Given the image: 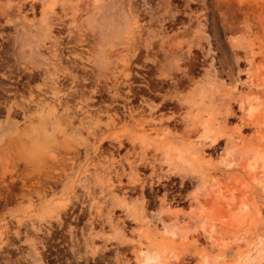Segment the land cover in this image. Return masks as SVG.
Here are the masks:
<instances>
[{
	"label": "rangeland",
	"instance_id": "rangeland-1",
	"mask_svg": "<svg viewBox=\"0 0 264 264\" xmlns=\"http://www.w3.org/2000/svg\"><path fill=\"white\" fill-rule=\"evenodd\" d=\"M0 79V264H264V0H0Z\"/></svg>",
	"mask_w": 264,
	"mask_h": 264
},
{
	"label": "bare ground",
	"instance_id": "bare-ground-1",
	"mask_svg": "<svg viewBox=\"0 0 264 264\" xmlns=\"http://www.w3.org/2000/svg\"><path fill=\"white\" fill-rule=\"evenodd\" d=\"M62 39V38H61ZM61 42V41H60ZM62 43V42H61ZM60 43V44H61ZM53 45V44H52ZM51 45V46H52ZM63 45V44H62ZM56 46V45H55ZM53 47V46H52ZM58 47V46H57ZM62 48V47H61ZM58 49V48H57ZM60 49V48H59ZM59 49H58V51H59ZM52 51V50H51ZM54 55V54H53ZM26 56V55H25ZM18 57H20L19 59L21 60L22 58H21V56H18ZM24 58H26V57H24ZM53 59H54V61H52V66H50V68H45L44 70H43V72H41V73H39V74H35V69H33V68H35V67H33V66H30V67H33L32 69H30L27 65H26V68H28V69H30L29 71H30V75L29 74H27V76H28V78H29V80H35L36 81V77L37 76H40L41 74L43 75H45V77H44V80L46 81V86L49 88L48 90L50 91V104H49V106H50V110H49V113L50 114H48V118H47V121H46V123L44 124V127H46L47 128V130L48 131H50V133H49V135H47L45 138H44V142L47 144V147H48V152H47V157H48V168H46V170H47V173H46V179L48 180V182H49V184L51 185V188H53V187H55V186H58V185H60V186H62L63 184H64V182H65V174H64V160H66L65 159V157H66V149H65V146H64V136H65V134H66V131L68 130V129H71V130H73V127H74V125H73V121H72V116L70 115V114H73V113H69L68 112V101H69V104H70V102L71 103H73V101H74V97L72 98V94H71V96L69 97L70 99L72 98L73 99V101H72V99L71 100H68L69 98H67V78H68V75L66 74V72H65V68H64V66H63V62L65 61L64 59H63V57L62 56H60V55H56L55 57H52ZM11 59V58H10ZM13 60V59H12ZM12 60H10V61H12ZM15 61V60H14ZM26 61V60H25ZM36 61V60H35ZM41 61V60H40ZM7 62V61H6ZM27 62V61H26ZM34 62V61H33ZM38 62V61H37ZM74 62V61H73ZM72 62V63H73ZM16 63V62H15ZM41 64H43L42 62H40ZM67 63H68V61H67ZM25 64H27V63H25ZM24 64V65H25ZM36 64V63H35ZM7 65V64H6ZM9 65V64H8ZM18 65H19V63H18ZM17 65V66H18ZM28 65H29V63H28ZM78 65V64H77ZM16 66V65H15ZM66 66H67V64H66ZM19 68H20V66H18ZM17 67V68H18ZM77 67H79V66H77ZM17 69V71L18 70H21V68L20 69ZM71 68V67H70ZM80 68V67H79ZM13 69V68H12ZM22 69H24V68H22ZM43 69V68H42ZM77 69V68H76ZM15 70V69H14ZM35 70V71H34ZM71 70V69H70ZM17 71H15V73L17 72ZM21 71H24V70H21ZM38 71V70H37ZM36 71V72H37ZM78 71V70H77ZM40 72V71H39ZM71 72V71H70ZM69 72V73H70ZM74 72V71H73ZM15 73L13 72V74L15 75ZM17 73H19V72H17ZM17 73H16V75H17ZM23 73H25V71L23 72ZM22 72L20 73L21 75L23 74ZM26 73H28V72H26ZM71 74V73H70ZM26 75V74H25ZM24 75V76H25ZM7 76V75H6ZM10 76H11V74H10ZM79 76V75H78ZM19 77V76H18ZM73 80H74V82L76 83V78L77 77H71ZM11 79V78H10ZM20 79V78H19ZM18 79V80H19ZM26 79V78H25ZM40 79H41V77H40ZM1 80V79H0ZM3 80V79H2ZM1 80V81H2ZM17 80V81H18ZM22 80V79H21ZM20 81V80H19ZM39 81V80H38ZM37 81V82H38ZM69 81V80H68ZM16 82V81H15ZM26 82V81H25ZM29 83H32V81L30 82V81H28ZM27 82V83H28ZM70 82H72V81H70ZM78 82H80V81H78ZM2 83V82H1ZM14 83V82H13ZM13 83H12V85H13ZM20 83V82H19ZM26 83V84H27ZM6 84H8L7 82H6ZM24 84V86H25V83H23ZM71 84V83H70ZM4 85V84H3ZM9 85H11L10 83H9ZM80 85V84H79ZM6 86H8V85H6ZM30 86V85H29ZM74 86H76V85H74ZM17 87H19V86H17ZM78 87V86H77ZM3 89H5V88H3ZM2 89V90H3ZM10 89H7V92L9 91ZM14 90V89H13ZM13 90H10V92L9 93H11V94H14V93H16V92H14ZM12 91L14 92V93H12ZM16 91V90H15ZM46 91V90H45ZM35 92V91H34ZM5 93H6V90H5ZM76 94L77 93H75V96H76ZM6 95H7V93H6ZM26 95H27V93H26ZM40 95V94H39ZM19 96V95H18ZM43 96V95H42ZM74 96V95H73ZM12 97V96H11ZM3 98V97H2ZM12 98H14V97H12ZM45 98V97H44ZM76 98H77V96H76ZM11 99V98H10ZM9 99V100H10ZM27 99V98H26ZM4 100V99H3ZM12 100V99H11ZM38 100V99H37ZM48 100V99H47ZM18 101V100H17ZM44 101V100H43ZM7 102V101H6ZM8 103V102H7ZM36 103V102H35ZM76 103V102H75ZM10 105V104H9ZM73 105L74 104H71L70 106H72L73 107ZM5 106V105H4ZM33 107V108H32ZM28 106V105H26L25 103H19V104H17V105H15L14 107L13 106H10L9 107V116H11V114H13V112L14 113H16L18 110H20L21 112H19V114L21 113L22 115H23V117L25 118V119H27V118H29L31 115H33L34 114V112L35 111H37V110H35L34 109V106ZM76 108V107H75ZM14 110V111H13ZM253 109H251V111H252ZM2 111V110H1ZM17 112V113H18ZM20 114V115H21ZM75 114V113H74ZM80 114V113H79ZM7 115V114H6ZM78 116V115H77ZM20 117V116H19ZM80 117V116H79ZM9 118H11V117H9ZM16 118V117H15ZM78 118V117H77ZM75 121H76V119H75ZM75 123V122H74ZM17 124V122L16 121H13V120H9L8 121V126H10V127H14L15 125ZM55 140L57 141V142H55ZM16 141V140H15ZM20 148V147H19ZM74 154H76V153H74ZM66 166V165H65ZM47 167V166H46ZM69 168V167H68ZM42 171V170H41ZM67 171V170H66ZM6 172V171H5ZM43 173V172H42ZM9 175V174H8ZM14 175V174H13ZM12 175V176H13ZM32 175V174H31ZM44 174H42V176H43ZM20 176V175H19ZM18 176V177H19ZM25 176V175H24ZM41 176V175H40ZM26 177V176H25ZM30 177V176H29ZM11 178V177H10ZM21 178V177H20ZM35 178H36V176H35ZM34 178V179H35ZM14 179V178H13ZM30 179H32L33 180V178H30ZM30 179H27V182H25V184H24V187H29V185H28V180H30ZM38 179V181L40 180L39 178H37ZM42 180V179H41ZM15 181V180H14ZM18 181H20V180H18ZM24 181H25V179H24ZM34 181H36V180H34ZM3 182V181H2ZM5 183L7 182V181H4ZM17 182V181H16ZM37 182V181H36ZM10 183V182H9ZM24 182H22L21 184H23ZM43 183V182H42ZM44 183H46V181L44 182ZM7 184V183H6ZM31 184V183H30ZM34 184V183H33ZM35 185V184H34ZM8 186H10V184H8ZM40 186V185H39ZM11 187V186H10ZM9 187V191L11 190V188ZM19 187V186H18ZM5 188V187H4ZM30 188L32 189L33 187L32 186H30ZM54 189V188H53ZM7 190V191H8ZM22 190H24V189H22ZM30 190V189H29ZM12 192V191H11ZM14 193V192H13ZM7 194V193H6ZM9 199H10V197H8ZM3 204V203H2ZM3 205H5V204H3ZM5 206H7V204L5 205ZM73 207V206H72ZM72 210V209H71ZM67 214V213H66ZM64 217V216H63ZM63 219V218H62ZM5 233V232H4ZM8 233V232H7ZM258 259H260V257H257V258H255V260L256 261H258ZM145 262H146V264H150L151 263V260H150V258H146L145 260H144Z\"/></svg>",
	"mask_w": 264,
	"mask_h": 264
}]
</instances>
